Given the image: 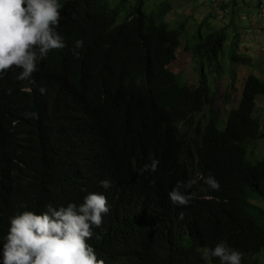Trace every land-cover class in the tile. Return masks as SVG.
I'll return each instance as SVG.
<instances>
[{"label":"trees","instance_id":"16d2710c","mask_svg":"<svg viewBox=\"0 0 264 264\" xmlns=\"http://www.w3.org/2000/svg\"><path fill=\"white\" fill-rule=\"evenodd\" d=\"M132 1L131 14L117 24L125 0H60L56 30L66 46L40 58L30 79H16L20 68L0 78V238L8 218L25 207L39 214L102 192L109 211L87 242L103 264H220L202 255L220 240L251 264L264 252V210L251 202L264 203V158L249 163L246 146L264 136L253 116L264 80L246 76L237 108L218 130L203 66L219 68L228 39L231 61L251 62L238 52V34L228 36L232 21L204 35L201 22L182 48L200 76L190 89L170 69L186 29L164 21L172 0L150 14L146 0ZM216 1L227 11L225 0ZM205 107V124L194 122ZM184 124L191 135L181 131ZM152 158L156 170L142 171ZM208 174L218 190L204 183ZM104 178L108 189L98 183ZM193 180L184 189L189 204H172L167 191Z\"/></svg>","mask_w":264,"mask_h":264},{"label":"clouds","instance_id":"9594fccd","mask_svg":"<svg viewBox=\"0 0 264 264\" xmlns=\"http://www.w3.org/2000/svg\"><path fill=\"white\" fill-rule=\"evenodd\" d=\"M61 8L60 0H0V78L7 75V70L20 68L22 71L16 79H30L39 70L40 58L46 57L50 50L66 46L64 37L56 30ZM260 27L249 23L242 28V33L253 35L252 39H256L253 42L263 53L264 35L261 36ZM82 43L77 39L75 47H81ZM247 53L242 55L250 58ZM158 164L159 160L152 158L143 165L142 171L154 172ZM201 178L211 189L220 188L213 175ZM98 183L104 189L111 187L108 178ZM194 183V180L177 181L167 191L169 201L178 206L189 204L191 196L184 189ZM108 211V201L102 192H87L80 203L68 202L55 208L49 205L47 211L39 214L25 207L8 218L7 231L0 238V264H103L87 241L93 235V227L101 225ZM202 255L218 258L220 264H242V253L226 240L212 247L205 246ZM251 264H258L257 258Z\"/></svg>","mask_w":264,"mask_h":264},{"label":"rangeland","instance_id":"374dc122","mask_svg":"<svg viewBox=\"0 0 264 264\" xmlns=\"http://www.w3.org/2000/svg\"><path fill=\"white\" fill-rule=\"evenodd\" d=\"M109 3H116L119 0H108ZM128 5L124 6L117 13L116 23H121L129 14L132 6L130 0H125ZM132 1V0H131ZM163 0H146L145 1V13L150 14L156 9V6ZM220 1V0H219ZM229 7L227 11L218 5H210L208 0H172V10L170 14L166 15L164 21L168 26L174 27L178 23H186V29L183 36L180 39V57L177 61L170 65V69L173 73H178L185 82H187L190 88H195L199 83L198 68L193 63L188 52L183 51L182 48L185 44L194 41V32L203 21H206V25L202 27L203 35L210 29L219 30L232 26L228 29V36L230 37L232 32L238 34V52L240 54L249 53L251 62L243 63V61L232 62L229 55L228 39L223 50L219 54V68L213 67L211 71H208L206 65L203 66V74H208V82L210 88V94L213 95L211 102L212 107L219 112L220 123L216 126L218 130L223 129V123H225L227 114L232 108H237L243 81L249 73H252L259 79L264 80V52L259 49L257 43H254L256 39H252L253 35L246 36L242 33V28L249 23L258 25L260 22L254 20L255 13L260 10L259 18L264 19V1L259 4V0H225ZM133 2V1H132ZM259 7H258V6ZM262 6V7H260ZM257 26H253L255 29ZM261 36L264 35V26L259 29ZM252 40V41H251ZM229 51V54H228ZM247 53V54H248ZM209 72V73H208ZM235 72V76L233 73ZM233 77V78H232ZM255 111L253 116L256 117L262 125L261 132H264V96L258 95L255 98ZM208 108H204L203 111L195 116L194 122L200 120L201 125L205 124L208 118ZM181 131L188 135H191L193 129H187L185 124L181 125ZM246 159L249 163L254 164L257 161L264 158V136L249 143L246 146ZM190 176L195 179L196 173L193 165H189ZM194 169V170H193ZM252 204L262 210H264V203L261 200H252ZM258 264H264V252L257 256Z\"/></svg>","mask_w":264,"mask_h":264},{"label":"built area","instance_id":"2783aa9c","mask_svg":"<svg viewBox=\"0 0 264 264\" xmlns=\"http://www.w3.org/2000/svg\"><path fill=\"white\" fill-rule=\"evenodd\" d=\"M214 4L217 2L216 0H211ZM219 2H221V0L219 1ZM260 7H262V6H260ZM259 16V15H258ZM250 32V30H248L247 31V33H249Z\"/></svg>","mask_w":264,"mask_h":264},{"label":"crops","instance_id":"0c3cea01","mask_svg":"<svg viewBox=\"0 0 264 264\" xmlns=\"http://www.w3.org/2000/svg\"><path fill=\"white\" fill-rule=\"evenodd\" d=\"M254 20H256V18H254ZM258 21V20H256ZM258 22H261V25L264 26V20H261V21H258Z\"/></svg>","mask_w":264,"mask_h":264}]
</instances>
